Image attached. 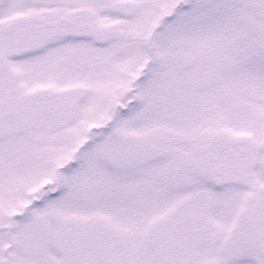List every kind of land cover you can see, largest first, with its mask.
<instances>
[{
    "label": "snow or ice",
    "instance_id": "6c2138e0",
    "mask_svg": "<svg viewBox=\"0 0 264 264\" xmlns=\"http://www.w3.org/2000/svg\"><path fill=\"white\" fill-rule=\"evenodd\" d=\"M0 264H264V0H0Z\"/></svg>",
    "mask_w": 264,
    "mask_h": 264
}]
</instances>
